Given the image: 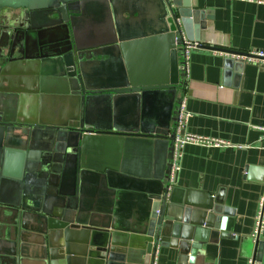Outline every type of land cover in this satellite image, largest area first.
I'll return each instance as SVG.
<instances>
[{"label":"water","instance_id":"95a60500","mask_svg":"<svg viewBox=\"0 0 264 264\" xmlns=\"http://www.w3.org/2000/svg\"><path fill=\"white\" fill-rule=\"evenodd\" d=\"M209 18L199 0H0V264H156L167 247L196 264L225 231V188L172 180L185 38L239 71L252 54L202 42Z\"/></svg>","mask_w":264,"mask_h":264},{"label":"crops","instance_id":"0c3cea01","mask_svg":"<svg viewBox=\"0 0 264 264\" xmlns=\"http://www.w3.org/2000/svg\"><path fill=\"white\" fill-rule=\"evenodd\" d=\"M213 18L199 30L202 42L239 50L264 48V0H199ZM228 54L192 49L187 76L179 91L191 112L186 131L229 140L231 145L187 143L174 184L218 192L225 188L230 209L225 231L210 236L196 264H264V222L257 249V217L264 197V64L245 61L230 68ZM239 144L244 146L240 147ZM136 200H122L119 213L134 222ZM156 264H178L177 251L161 248Z\"/></svg>","mask_w":264,"mask_h":264},{"label":"built area","instance_id":"2783aa9c","mask_svg":"<svg viewBox=\"0 0 264 264\" xmlns=\"http://www.w3.org/2000/svg\"><path fill=\"white\" fill-rule=\"evenodd\" d=\"M199 45H200V41L192 40L186 37L185 38L186 58L189 56L190 51L192 49L199 48ZM248 51L251 52L252 54L237 56V57L242 58L245 61L264 64V48H252V49H249ZM190 116H191V112L185 109L184 103H183L182 112L176 124L178 133H177V137L175 141V152H174L173 166H172V180L173 181H174L176 172H178L181 168L180 158L183 154L184 146L187 143L189 142L198 143V144H203L207 146H222V145L232 144L227 139L210 136V135H201V134H196L193 132L186 131V123ZM259 128L262 130L263 137H264V126H259ZM238 146L242 147L244 145L239 144ZM263 222H264V197H262L260 201V208H259L258 217H257V227L255 229L254 235H256L259 232V229H261ZM247 264H258V263L256 262L255 258H250Z\"/></svg>","mask_w":264,"mask_h":264}]
</instances>
